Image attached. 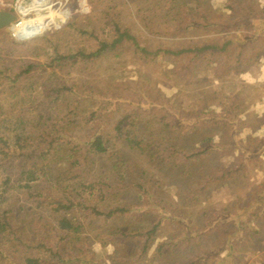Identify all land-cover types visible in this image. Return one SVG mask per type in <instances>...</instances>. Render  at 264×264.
<instances>
[{
    "label": "rangeland",
    "instance_id": "rangeland-1",
    "mask_svg": "<svg viewBox=\"0 0 264 264\" xmlns=\"http://www.w3.org/2000/svg\"><path fill=\"white\" fill-rule=\"evenodd\" d=\"M34 1L37 5L45 2L40 8L31 10L30 17L26 18V30L34 31L37 26L47 25L37 38L36 35L28 39L15 38L13 31L21 23L20 16L24 18L30 14L23 12L20 16L16 15L12 24L0 30L1 70L4 67H24L34 60L41 61L42 58L35 54L33 48L41 44L45 35L57 32L66 23H71L75 32L82 26L92 28L101 35L110 6L119 13V17L114 19L119 20L123 28H128L139 44L152 55L142 56L139 50L124 45L95 72L80 76L94 85L90 90L104 92L103 97L91 95L98 102L95 107L98 115L85 123L86 128L78 130L75 137H64L67 139L63 141L64 150L44 162L41 171L31 172L30 178L24 175L18 185L19 177L13 171L14 160H0V215L4 214L10 224H6L9 233L5 234L6 241H0V256L7 259L5 264H23L26 254L41 256L42 247L48 242L62 248L65 257L71 260L75 258L65 264H184L179 262L183 261L182 256L162 245L165 244V234L167 236L173 228L181 227L189 231L188 226L194 223L190 219L196 209H193V204L180 202V191L170 184L172 172L167 173L172 165L164 166L160 161H155V148L159 151L162 148L158 146L160 144L151 145L149 140L161 144L168 142L171 146L165 148L170 153L176 152L174 149L180 150L191 140L196 142L194 149L226 151L230 155L225 160L227 167L241 161L238 168L227 171L233 176L226 184L220 186L222 180L216 181L218 188L214 196L212 194L200 201L220 200L223 196L220 191L229 189L228 182L238 173L247 174L243 177L247 183H250V178L259 175L252 162L258 161L256 164L264 166V13L257 17L246 7L239 13L237 22L230 26H213L212 12L208 10L212 6H216V10L227 9L228 4H224V0H199L198 3L204 7L197 11L195 7L193 15L188 17L192 23L185 22V31L159 35L148 28L143 17L149 8L148 0ZM191 3L192 0H180L184 9H189ZM17 4L18 0H0V12L16 13ZM84 7L90 10L84 12ZM223 13L228 15L229 11ZM81 16L90 18L83 21ZM204 26L209 27L203 30L201 27ZM194 28L200 30L190 32ZM225 44H228V50L221 51L220 46ZM185 49H192V52L175 54ZM140 113L144 121L147 117L152 118L149 130H155L157 118L162 117V125H175L180 131L162 135L163 130L158 129L157 134L146 135L141 128L133 130L139 133H135V139H131L136 141V137L139 140L143 138L145 152H151L140 155L125 145L122 137L116 133L118 124L125 116H141ZM209 123L212 131L206 136L204 132L197 135L185 133L184 128L189 125H197L205 131ZM122 127L125 128V123ZM93 133H103L104 138L111 141L108 152L85 153L83 142L89 140ZM118 134L123 135L122 132ZM202 136L205 137L200 140ZM34 146L37 148V144ZM77 148L78 154H69ZM161 157L164 159L166 155ZM216 163L220 162L216 160ZM140 173L144 180L152 175L155 183L147 188L136 187L134 184H143L137 177ZM163 173H167V180L162 177ZM117 174L133 179L129 183L126 178L125 186L109 183L111 177ZM3 180L9 181L8 184ZM102 183L105 185L100 186ZM110 185L119 196V204L116 197L117 206L130 208L125 214L115 210L112 218L100 216L110 210L103 201L106 195L103 189ZM141 189L145 191L143 197L139 195L142 194ZM166 193L169 196L162 200L161 194ZM208 193L204 192V197ZM137 201L148 207H138ZM158 201L161 204L153 207ZM165 204L183 211L185 219L190 218L185 221L174 218L172 213L163 210ZM203 206L201 204L197 210ZM62 209L66 210L67 218L73 217L74 224H80V235L72 233L79 235L80 241L72 240L70 234L64 233L65 229L56 230L54 214ZM155 215L161 218V228L149 250L139 249L143 239L136 241L130 238L132 229L133 235L144 232L152 225ZM138 222H145L142 229L133 227ZM255 228L264 232V225ZM240 243L233 240L219 249L209 251L205 248L193 258L191 264H221L225 256L231 260L233 256L239 258L244 253H253L249 250L264 248V233L248 243L244 248L248 252L241 249ZM134 247H138L137 251L131 249ZM229 248L234 249L235 253L228 251ZM247 255L244 263L255 258L264 264V254L255 257ZM51 260L43 264L64 262L56 257H51Z\"/></svg>",
    "mask_w": 264,
    "mask_h": 264
},
{
    "label": "trees",
    "instance_id": "trees-1",
    "mask_svg": "<svg viewBox=\"0 0 264 264\" xmlns=\"http://www.w3.org/2000/svg\"><path fill=\"white\" fill-rule=\"evenodd\" d=\"M198 1L192 0L189 9H184L180 4V0H148L149 8L143 17L152 32L159 35H173L174 32L185 31V22L192 23L188 17L193 15L195 7L196 11L204 7ZM201 1L210 2V0ZM224 4H228L227 9L216 10V6H212L208 10L209 13L212 12L213 26L224 27L237 22L239 13L246 7L249 11L255 12L257 17L264 13V0H236L234 2L224 0ZM107 11L105 15L107 23L105 22L101 35L94 32L92 28H81L82 26H79V29L75 32L71 23H66L57 32L45 35L41 39V44L35 45L33 48L35 54L42 58L41 61H31L24 67H4L2 70L0 69V160H14L13 171L15 170L19 177L18 185L21 183L20 178L24 175H28V178H30L31 172L41 171L44 162L51 159L57 152L64 150L63 141L67 140L64 137H75L78 130L86 128L85 123L97 117L98 109L95 107L98 102L91 95L103 97L104 92L99 93V91L90 90L94 85L89 81L82 80L81 75L95 72L98 67L109 61V57L124 45L131 47L133 50H139L142 56L152 55L151 52L146 51L139 44L128 28H123L121 22L114 19L119 17V13L113 6H110ZM225 11H229V14H224ZM89 18V16H81L83 21ZM226 19L227 21H225ZM156 25H159V27ZM209 26L201 28L204 30ZM197 30L200 29L194 28L190 32ZM53 41H55V44H52ZM227 46L228 44L221 45L220 50H228ZM211 47L214 46L211 45ZM187 52H192V49L174 53L180 55ZM140 115L125 116L116 128L118 137H122L125 145L132 151H137L140 155L150 154L151 152H145V140L143 138L139 140L136 137V141L132 140L135 139V133H139V131L133 130L141 128V130H144L143 134L146 135L157 134L158 129L163 130L162 135L167 133L177 134L180 131L178 126L162 125V117L157 118L155 130H149L150 125H152L150 122L152 118L147 117L144 121L143 114L140 113ZM123 123H125V128L122 127ZM213 126L215 127V125ZM184 129L185 133L188 134L197 135L204 132L206 136L212 131V126L211 123L206 125L205 131L197 125H189ZM121 132L123 133L122 136L118 134ZM205 136L200 137V140ZM209 139L213 140L212 137ZM149 141L152 142L151 145L160 144L158 146L162 149L159 151L155 148L153 153L155 161H160L164 166L170 167L172 165V169L167 171V173L172 172L169 176L170 184L175 190L180 191L178 193L180 202L189 205L202 200V198L208 199L218 188L216 181L218 179L222 180V183H219L220 186L223 183L226 184L232 175L227 171H230L231 168H238L241 164V161H238L227 167L225 160L230 155L226 151L194 149L193 146L196 142H191V140H188L180 150L174 149L176 152L172 153L165 148V146H171L168 142L161 144L160 142L154 143L153 140ZM68 143L72 144L71 142ZM83 143L87 155L106 153L110 150L109 146H111V141L105 139L103 133H93L90 139ZM34 144H37V148ZM70 153L78 154L79 150L77 148L71 150ZM161 155H166V157L163 159ZM216 160L220 163L217 164ZM167 173H163L162 176L166 180ZM141 174L137 177L141 179L143 184H134L136 187L147 188L155 183L152 175L144 180ZM126 178L131 183L133 177L119 174L111 177L112 181L109 183L125 186ZM3 181L5 184L9 182L7 180ZM104 185L102 183L100 186ZM103 192H106L103 201L107 203L110 210L104 212V214L99 213L100 216L112 218L111 216L115 210L123 214L130 211V208L117 206V193L113 190V185L107 186L103 189ZM141 192L142 194L139 195L143 197L145 191L141 189ZM204 192H209L206 197L203 195ZM161 195L163 196L162 200H166L169 196L168 193ZM117 203L119 204V196L117 197ZM144 204L137 201L138 207H148ZM159 204H161L160 201L155 202L153 207ZM165 205L166 208L163 210L166 213H172L176 218H184L182 216L183 211L175 210V208L169 207L168 204ZM65 211L62 209L54 214L56 230H66L64 233L70 234L72 240L80 241V224H74L73 217L67 218L68 214H65ZM7 221L8 219L4 217V214L0 215V241L3 239L6 241L5 234L9 235L6 228V224H9ZM144 224L145 222H138L137 226L133 227L142 229ZM160 228L161 218L155 215L153 216L152 225L148 229L134 235L132 229L130 238H135L136 241H140L142 238L143 242L139 245V249L149 250ZM164 246L165 244L162 245V247ZM131 249L137 251L138 247ZM42 250L41 256L44 255V257L26 254L23 264H43L45 261H52L51 257L62 259L63 264L75 260V258L71 260L65 257L62 254V248L52 246L48 242L45 243ZM48 256L50 258H47ZM6 261V258L0 256V264H5Z\"/></svg>",
    "mask_w": 264,
    "mask_h": 264
},
{
    "label": "crops",
    "instance_id": "crops-1",
    "mask_svg": "<svg viewBox=\"0 0 264 264\" xmlns=\"http://www.w3.org/2000/svg\"><path fill=\"white\" fill-rule=\"evenodd\" d=\"M252 157L256 156L252 155ZM257 162L252 163H255L254 168L259 172V175L250 178V183H247L243 178L247 174L238 173L228 182L229 189L220 191L223 194L220 200L216 202L197 201L193 204V209H196V212L192 213L190 220L194 223L188 226L189 231L180 227L173 228L167 236L165 234V246L169 250H173L175 254L182 256L183 261L179 262L191 264L193 258L205 248L209 251L219 249L233 240L241 242L239 245L244 250L254 237H261L264 232L256 229L255 226L264 225V168H262L264 166L261 167L256 164ZM236 201L242 204H237ZM201 204L204 205V208L197 210ZM182 216H184L182 221L190 218L188 216L185 219V213ZM228 251H231L232 254L235 253L232 248H229ZM249 252L253 253H244L239 258L233 256L231 260L225 256L221 264H260V261H256L255 258L244 263V257L246 254L254 257L261 256L264 254V248L261 247L256 251L250 249ZM210 264H215V262Z\"/></svg>",
    "mask_w": 264,
    "mask_h": 264
},
{
    "label": "bare ground",
    "instance_id": "bare-ground-1",
    "mask_svg": "<svg viewBox=\"0 0 264 264\" xmlns=\"http://www.w3.org/2000/svg\"><path fill=\"white\" fill-rule=\"evenodd\" d=\"M30 1V0H29ZM19 2H22V0L21 1H19ZM30 2H32V3H30V4H27V5H24V4H21L20 6H18V7H16V9H15V11H16V15H18V16H20V15H22L23 14V12H29L30 14L29 15H25V17L23 18V16H20V20L22 21V22H27L28 20L26 19V18H28V17H30V15H31V10H36V8L38 9V8H40L43 4H44V2L42 3V2H40V5H37L36 4V1H34V0H32V1H30ZM42 3V4H41ZM21 9H24L25 11H23V12H21ZM34 16V15H33ZM37 34L40 32V31H42V28L40 29V30H34ZM33 37H35V36H33ZM37 38V37H36Z\"/></svg>",
    "mask_w": 264,
    "mask_h": 264
},
{
    "label": "clouds",
    "instance_id": "clouds-1",
    "mask_svg": "<svg viewBox=\"0 0 264 264\" xmlns=\"http://www.w3.org/2000/svg\"><path fill=\"white\" fill-rule=\"evenodd\" d=\"M19 4V0H18ZM90 9L88 7H84L83 11L88 12ZM25 11L24 9H21V12ZM63 20V18H61ZM59 27V25H57ZM37 33L35 31H27L26 26L24 23H21L16 26V29L13 31V36L17 39H28L33 35H36Z\"/></svg>",
    "mask_w": 264,
    "mask_h": 264
},
{
    "label": "water",
    "instance_id": "water-1",
    "mask_svg": "<svg viewBox=\"0 0 264 264\" xmlns=\"http://www.w3.org/2000/svg\"><path fill=\"white\" fill-rule=\"evenodd\" d=\"M30 3L29 0H22V2H19V4H17V7L20 6L21 4H28ZM16 18V13L13 12H0V30L6 28L7 26H9L10 24H12L15 21Z\"/></svg>",
    "mask_w": 264,
    "mask_h": 264
},
{
    "label": "built area",
    "instance_id": "built-area-1",
    "mask_svg": "<svg viewBox=\"0 0 264 264\" xmlns=\"http://www.w3.org/2000/svg\"><path fill=\"white\" fill-rule=\"evenodd\" d=\"M21 23H24V24H25V22H22V21H21ZM21 23H20V24H21ZM46 25H47V24H46ZM46 25H45V24H42V25L36 27L35 30H37V29L40 30V29L42 28V31H40L38 34H36V37H39V36L42 34V32H43V30L45 29V26H46Z\"/></svg>",
    "mask_w": 264,
    "mask_h": 264
}]
</instances>
